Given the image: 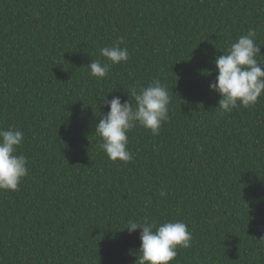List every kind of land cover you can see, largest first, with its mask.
Masks as SVG:
<instances>
[{
    "label": "trees",
    "instance_id": "trees-1",
    "mask_svg": "<svg viewBox=\"0 0 264 264\" xmlns=\"http://www.w3.org/2000/svg\"><path fill=\"white\" fill-rule=\"evenodd\" d=\"M249 29L264 56V0H0V128L23 132L28 160L19 190H0V264H136L142 229L124 227L144 218L187 224L171 264H264V95L222 113L209 89ZM121 40L130 59L93 77ZM154 79L169 119L137 125L133 160L113 162L101 98Z\"/></svg>",
    "mask_w": 264,
    "mask_h": 264
},
{
    "label": "clouds",
    "instance_id": "clouds-1",
    "mask_svg": "<svg viewBox=\"0 0 264 264\" xmlns=\"http://www.w3.org/2000/svg\"><path fill=\"white\" fill-rule=\"evenodd\" d=\"M256 36L255 29H249L247 35L232 42L228 50L213 61L218 75L209 84V89L221 96L218 108L222 113H230L240 106L253 107L264 95V56L260 55ZM121 44L122 40L100 49L101 56L108 63L90 61L87 66L93 77L106 78L112 65L130 59L128 49ZM129 97L123 102L118 96L111 100L106 96L101 98L109 111L95 125V134L101 138L100 149L113 162L128 163L133 160L128 150V133L137 125L157 135L169 119L171 96L160 80L154 79L139 91L132 88ZM23 142L21 130L0 128V190L18 191L21 181L28 175L26 156L17 154ZM165 195L161 190L160 196ZM124 229L129 234L142 229L138 264H171L178 256V249L191 247L192 233L182 220L165 221L158 225L147 218L142 222L129 219Z\"/></svg>",
    "mask_w": 264,
    "mask_h": 264
}]
</instances>
